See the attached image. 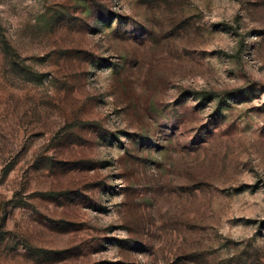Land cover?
Returning <instances> with one entry per match:
<instances>
[{
    "label": "rangeland",
    "instance_id": "rangeland-1",
    "mask_svg": "<svg viewBox=\"0 0 264 264\" xmlns=\"http://www.w3.org/2000/svg\"><path fill=\"white\" fill-rule=\"evenodd\" d=\"M0 264H264V0H0Z\"/></svg>",
    "mask_w": 264,
    "mask_h": 264
}]
</instances>
